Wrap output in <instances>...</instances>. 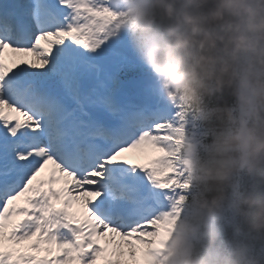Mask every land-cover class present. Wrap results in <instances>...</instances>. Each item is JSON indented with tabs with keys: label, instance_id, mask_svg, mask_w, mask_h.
Wrapping results in <instances>:
<instances>
[{
	"label": "snow or ice",
	"instance_id": "obj_1",
	"mask_svg": "<svg viewBox=\"0 0 264 264\" xmlns=\"http://www.w3.org/2000/svg\"><path fill=\"white\" fill-rule=\"evenodd\" d=\"M122 15L117 0L0 2V264H166L190 188L182 109Z\"/></svg>",
	"mask_w": 264,
	"mask_h": 264
},
{
	"label": "clouds",
	"instance_id": "obj_2",
	"mask_svg": "<svg viewBox=\"0 0 264 264\" xmlns=\"http://www.w3.org/2000/svg\"><path fill=\"white\" fill-rule=\"evenodd\" d=\"M117 8L182 109L179 162L190 188L166 264H264V0H117Z\"/></svg>",
	"mask_w": 264,
	"mask_h": 264
},
{
	"label": "bare ground",
	"instance_id": "obj_3",
	"mask_svg": "<svg viewBox=\"0 0 264 264\" xmlns=\"http://www.w3.org/2000/svg\"><path fill=\"white\" fill-rule=\"evenodd\" d=\"M143 88H144V87H143ZM143 88H141L140 91H138V94H141V93H142ZM128 155H129L131 158H136V155H135V154L130 153V154H128ZM73 211H74V212H77V213H82V212H83V209H82L79 205H77V206H75V207L73 208Z\"/></svg>",
	"mask_w": 264,
	"mask_h": 264
},
{
	"label": "rangeland",
	"instance_id": "obj_4",
	"mask_svg": "<svg viewBox=\"0 0 264 264\" xmlns=\"http://www.w3.org/2000/svg\"><path fill=\"white\" fill-rule=\"evenodd\" d=\"M126 85V84H125Z\"/></svg>",
	"mask_w": 264,
	"mask_h": 264
}]
</instances>
